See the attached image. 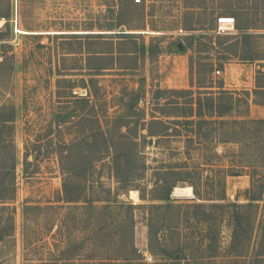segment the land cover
Instances as JSON below:
<instances>
[{"label":"rangeland","instance_id":"374dc122","mask_svg":"<svg viewBox=\"0 0 264 264\" xmlns=\"http://www.w3.org/2000/svg\"><path fill=\"white\" fill-rule=\"evenodd\" d=\"M258 5L264 0H0L10 17H0V35L12 55L0 68V103H12L16 113L12 133L0 127V177L8 180L14 164L15 183L6 203L14 229L0 241V264L101 257L94 229L126 218L125 205L134 208L137 253L152 256L144 264H186L149 252V224L163 226L162 242L176 233L202 243L211 236L222 247L215 263L234 264L223 248L234 235L235 212L263 222L246 252L238 249L244 256L235 264L264 253V105L252 101L264 60L247 59L264 57V29L243 41L235 28V21L261 25ZM192 20L194 29L185 30ZM121 27L135 34H110ZM169 88L192 89L195 96L225 89L237 92L235 99L244 94L249 104L237 100L232 112L200 126L182 114L190 97L157 95ZM133 96L136 105L128 108ZM87 98L95 100L93 108ZM151 119L165 123L164 135ZM99 129L119 146L96 159L104 139ZM129 142L137 143L135 158ZM177 177L184 180L169 197L182 213L152 209L166 203L161 197ZM249 189L261 200L240 207L249 203ZM78 195L80 201H67ZM5 216L0 210L2 221ZM93 261L88 264H101Z\"/></svg>","mask_w":264,"mask_h":264},{"label":"trees","instance_id":"16d2710c","mask_svg":"<svg viewBox=\"0 0 264 264\" xmlns=\"http://www.w3.org/2000/svg\"><path fill=\"white\" fill-rule=\"evenodd\" d=\"M259 0H256L258 3ZM191 8V7H188ZM238 11L242 12V15L244 14L243 11L245 10L246 6L240 5L236 7ZM254 9L260 10L264 13V6H254ZM0 17H3L4 19L9 20V14L5 12L0 11ZM5 23L6 26H8V23ZM246 23L244 25L239 24L235 21V28L239 32V35L244 40L251 39L254 36H256L255 33H253L254 29H264V21H260L261 25H255V23H251L250 21H245ZM193 20L189 22L187 27H185V30H193L194 29ZM196 25V24H195ZM110 34H118V35H127L131 36L135 33H118V32H112ZM5 37H2L0 35V68L4 67L6 65L7 59L11 61L12 55H8V50L6 49L9 45L8 43L4 42ZM142 53L144 54L146 51V48L144 45H142L141 49ZM246 59V58H245ZM247 59H253V60H264V57H261L259 55H254L247 57ZM264 67L263 65H261ZM205 71V69L203 70ZM200 72V71H199ZM258 75H262L261 79L260 77H257V83L256 87L252 89V93L254 94V99H252L253 103L264 105V71L259 70ZM199 85V89H200ZM221 88V87H220ZM157 95L159 97H163L164 93L172 95L174 98H184V97H190V101H186V104H188L191 108L185 109V112H182L184 117H193L195 116L198 118L197 123L198 125H203L208 122H212L217 117H223L226 114L233 111L234 108V102L237 100L244 101L245 105L249 104V100L247 97L243 94L240 95L238 93L237 99L233 97L234 94L237 92H232L230 90L225 89H219L217 92L212 91H197V94L195 96V93H193L192 89H184V88H169V89H159L157 91ZM212 93H218L216 96L211 95ZM234 93V94H233ZM243 93H249V92H243ZM206 94V95H204ZM204 95L205 97H202ZM164 99L166 97H163ZM137 97L133 96L131 101L125 103V106L128 108H133V106L136 105ZM95 103V100L92 101L91 98L85 99V103L90 105L92 103ZM165 102H173V101H165ZM93 108V107H91ZM0 127H6L10 130L12 133L14 130V120H15V106L12 103H0ZM151 122H159L162 125V128L158 131L159 133H164L168 130L165 123L161 120L157 121L156 119H151ZM98 121V119L96 120ZM264 122V121H262ZM192 123V121H190ZM199 126V127H200ZM100 130V129H99ZM147 133L149 136L154 135L149 127L146 128ZM102 132L101 130L99 131ZM102 137L103 132L101 133ZM122 134V133H120ZM164 135V134H162ZM143 136V134H142ZM127 138V136L125 137ZM130 141L129 138H127ZM127 142H125L126 144ZM129 145L132 147V153L131 155L135 158L138 155L137 150V143L135 142H129ZM98 146V145H97ZM116 143L113 141H108L106 137L102 140V144L98 147L97 151V157L96 159H99L103 153L112 150L113 152L116 151L117 147ZM136 150V151H135ZM125 154H122L123 156H126ZM117 164H120V162L115 161ZM130 160L126 157L125 163H129ZM128 165V164H127ZM11 172L8 173L10 177L7 178L5 176L0 177V210L6 211V216L4 221L0 218V241L3 240L5 237L11 235L13 233L14 229V218H13V209L9 207L6 203L10 202L15 195V183H14V164L10 167ZM115 176H118L115 173ZM178 180H184L183 178L177 177L172 182H168V185L166 186V193L164 196L161 197V199L165 200L166 203L162 205H153L152 209H162V211H176L178 213H182V205L174 204L173 202H170L169 193L172 187L175 185L176 181ZM177 191V188L175 192ZM252 189H249L248 193L249 196L247 198L248 204L240 205V207H252L253 202L261 200V196L255 191L253 193ZM67 201L70 202H77L80 201V196L76 197H69L67 198ZM234 208H237L238 205L233 204ZM12 209V211H11ZM134 208L131 205H125V216L126 218H118V221L116 222L111 220L107 222L104 225L97 226L94 231L95 233V239L93 241L94 244V250L98 251L99 249L103 250V255L101 257H88L86 258V261H79L77 262V257H62V258H56V259H50V261H43L38 264H88L90 262H94L96 258H99V263L101 264H144L146 261L143 260V256L141 253H137V249L135 247L134 242ZM235 218V224L233 225V233L229 244L227 247L223 248L224 253L228 254V257L235 261L238 257L244 256L242 253L239 254L238 249H242L246 252V250L249 247V242L251 240V235L253 236V233L261 230L263 226V222L260 225V222H258V229L255 230V226L257 224L255 223V218L250 217V219L247 217V214H237V212L234 213ZM237 219V221H236ZM116 227V230H115ZM162 225L156 226L149 224V237H148V249L151 254L154 256H161L165 259H169L172 262H179L181 260H185L186 264H216L215 258L221 255L222 247L219 245V241L215 238H212L211 236L205 237L206 240H204V243L201 241H194L188 238H182L177 233L174 236V238H171L168 241H160L158 233L162 229ZM177 228V227H175ZM169 229H172L169 227ZM208 232L210 230L206 229ZM105 231V232H104ZM120 231L121 234H119V238H116L115 234L116 232ZM119 233V232H118ZM244 234V236H241V240H238V234ZM108 235V239H106L105 235ZM101 238V239H99ZM243 239V240H242ZM257 241V240H256ZM256 243V242H255ZM264 253H255V256L250 258L251 264H263L264 259H262ZM75 256V255H74ZM92 260V261H90Z\"/></svg>","mask_w":264,"mask_h":264},{"label":"built area","instance_id":"2783aa9c","mask_svg":"<svg viewBox=\"0 0 264 264\" xmlns=\"http://www.w3.org/2000/svg\"><path fill=\"white\" fill-rule=\"evenodd\" d=\"M217 73H220V70L218 69L217 70ZM73 93L74 94H79L80 96H84V97H87L88 96V93H87V91H84V90H81L80 92L78 91V90H73ZM145 102V103H147L148 101H147V99H140V102H141V104H142V102ZM131 200H132V203H135L136 202V200H135V198H133V197H131ZM140 253L142 254V256H143V260L144 261H146V262H150L151 260H152V256L147 252V251H145V252H141V250H140Z\"/></svg>","mask_w":264,"mask_h":264},{"label":"water","instance_id":"95a60500","mask_svg":"<svg viewBox=\"0 0 264 264\" xmlns=\"http://www.w3.org/2000/svg\"><path fill=\"white\" fill-rule=\"evenodd\" d=\"M125 32L126 31H125L124 27L119 28L118 33H125ZM178 45H179L180 48L182 47V45L180 43Z\"/></svg>","mask_w":264,"mask_h":264},{"label":"bare ground","instance_id":"6f19581e","mask_svg":"<svg viewBox=\"0 0 264 264\" xmlns=\"http://www.w3.org/2000/svg\"><path fill=\"white\" fill-rule=\"evenodd\" d=\"M134 198H135V200L138 199V196L136 195L135 192H134Z\"/></svg>","mask_w":264,"mask_h":264}]
</instances>
